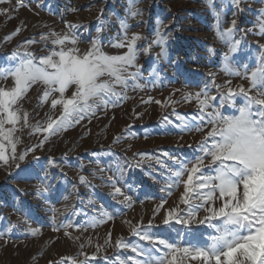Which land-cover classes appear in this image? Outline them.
Listing matches in <instances>:
<instances>
[{"label":"rangeland","instance_id":"obj_1","mask_svg":"<svg viewBox=\"0 0 264 264\" xmlns=\"http://www.w3.org/2000/svg\"><path fill=\"white\" fill-rule=\"evenodd\" d=\"M214 4L213 10L206 0H138L135 8L141 10V15L132 17L129 0L0 2V68L14 63L9 60L14 50L46 54L52 47L50 39L34 44L26 41H40L42 33L70 32L68 24L80 26L74 31L81 52L97 37L102 51L109 55L126 51L113 47L122 36V20L131 26L129 35L136 32L147 38L138 42L145 47L155 38L158 21L166 26L162 30L168 37L166 57L157 59L160 48L156 45L148 54L141 51L137 61L141 75L135 81L139 86L131 82L126 89L117 86V91L126 94L124 99L107 108L99 107L94 115L85 116L47 140L46 133L33 128L37 123L46 126L47 117L55 118L61 108L52 111L50 100L39 101V85L20 101L22 112L28 113V123L25 126L21 120L16 125L13 139H18L17 157L25 152L27 155L23 161L17 159L8 165L0 162V232H5L0 238V264H58L62 257L69 256L82 261L84 254L95 256L90 264H135L138 257L132 247L148 246L147 241L132 233L137 225L179 247L190 246V241L204 243L215 235L214 228L207 224H193L191 228L162 224L167 210L179 203L183 192V184L176 186L172 175L178 167L175 161L194 162V157L203 155L197 144L204 133L195 129L202 127L206 132L211 127L195 98L187 101L182 96L207 86V94L217 97L210 101L207 112L218 109L223 115H239L245 98L237 96L222 104L221 94L227 93L228 87L238 89L243 85L248 89L250 82L244 78L243 65L251 71L264 56V48L260 47L264 45V0H241L238 6L231 0H214ZM215 13H219L222 29L229 27L233 19L237 22L235 39L241 43L238 51L229 55L230 63L224 60L228 44L216 36ZM18 28L20 31L11 35ZM97 28L101 29L99 33ZM208 47L216 50L214 55L209 54ZM229 71H239L240 75H229ZM12 85L10 77L0 79V87ZM250 94L256 95V89ZM149 97L152 99L147 102ZM185 123L190 130L184 128ZM5 144L8 155L10 147ZM139 153L146 154V158ZM49 159L55 163L49 164ZM138 162L140 166H136ZM205 174L213 173L206 170ZM45 176L43 183L48 191L37 196L36 187ZM80 176L86 177L87 183H82ZM114 188H120L122 195ZM125 197L130 199L125 201ZM179 207L183 209L184 205ZM22 209L28 212L27 223ZM199 215L203 217L204 213ZM66 224L72 226L61 227ZM11 225L16 227L6 232ZM29 229L39 232L33 235ZM65 231L70 235L66 236ZM109 233L110 241L105 243ZM118 238L129 246L116 247ZM182 255L178 254L177 264ZM64 264L71 262L65 260ZM152 264H158L156 253ZM183 264L200 262L184 258Z\"/></svg>","mask_w":264,"mask_h":264},{"label":"snow or ice","instance_id":"obj_2","mask_svg":"<svg viewBox=\"0 0 264 264\" xmlns=\"http://www.w3.org/2000/svg\"><path fill=\"white\" fill-rule=\"evenodd\" d=\"M2 2V0H0ZM138 0H129V14L132 17L141 15V10L135 8ZM234 5H239L241 0H231ZM206 3L214 10V0H206ZM216 36L222 42L228 44L229 51L225 53L224 60L230 63L229 55L238 51L240 41L235 39L238 31L235 19L225 29L220 27L219 13H215ZM72 30L65 33H42L40 41L28 40L27 44L47 42L50 39L52 45L44 55H37L32 51L24 50L23 54L13 51L9 57L11 63L6 68H0V79L11 78V87H0V162L8 165L10 161L17 159L23 161L27 153H21L17 157L18 139H13L17 130L16 125L23 120L28 123V113L22 112L20 101L34 85L42 87L38 99L41 103L49 102L51 110L55 111L59 106L60 114L55 118L48 116L46 126L39 123L33 130L44 132L45 140L50 135H55L69 127L79 123L85 116L94 113L103 106L115 105L125 98V93L117 91V86L126 89L130 82L134 86L141 75V66L137 63L138 57L143 51L148 54L152 45L160 48L157 59L167 56V35L163 32L162 21H158L155 38L145 47L139 41L147 38L140 33H131V27L125 21H121L122 36L113 47L126 49L122 54L109 55L102 51L99 37L94 38L91 46L84 52L77 47L78 37L75 29L78 24H68ZM16 29L11 35L19 32ZM101 31L97 28V33ZM261 33L264 34V23L261 24ZM6 37V39H10ZM71 44V47L68 45ZM45 47L48 44L45 43ZM264 48V45L260 46ZM209 54L214 55L216 50L208 47ZM244 78L250 82L246 89L240 85L238 89L228 87L227 93L221 94V103L234 101L237 96L245 98V104L239 108V115H223L218 109L207 112L211 106L210 101L216 100V96L207 94V86L196 93H185L182 99L197 101V106L202 113H206L208 124L211 125L206 132L202 127H196V131L203 132L197 147L201 156L194 157V162L188 160L175 161L178 167L173 172L176 186L183 184V192L179 196V203L167 210L162 224L172 227L180 224L191 228L193 224H207L214 228L215 235L207 242L199 241L190 246L179 247L169 239L162 238L148 231L146 227L137 225L132 227L134 235L142 241H147L148 246L132 247V252L138 259L135 264H152L153 253H156L158 264H177L178 254L182 253L180 264L184 258L199 261L200 264H264V56H261L256 66L249 71L248 65H243ZM131 69H135L132 71ZM211 75V74H210ZM229 75H240L239 71H229ZM230 84L229 82H226ZM219 88V85H216ZM256 89V95L250 91ZM71 90V94L67 93ZM58 94V95H54ZM149 97V101H151ZM160 104V101H156ZM173 103H175L173 101ZM255 109V111H253ZM22 112V115H21ZM47 116V114H46ZM167 117H165V120ZM10 125V127H6ZM185 129L190 130L187 123ZM115 139H119L116 137ZM10 147V154L6 155V144ZM44 141H41V146ZM33 149H29L32 151ZM137 155V154H134ZM146 158V154L139 153ZM167 155V154H165ZM208 158L207 164L205 159ZM33 159H39L33 157ZM175 160V158H173ZM49 159V164H54ZM191 163V167H189ZM136 166H140V162ZM20 169V164L15 163ZM210 171L212 175H206ZM21 171H25L21 169ZM186 174V179H184ZM41 184L36 187V195L48 191L43 181L47 176L41 177ZM82 183H87V178L80 176ZM171 187V186H169ZM114 192L121 194L120 188H114ZM125 201L130 198L125 197ZM184 205L183 209L179 205ZM162 204L157 206L159 211ZM24 212L23 220L28 221V212ZM200 212L204 215L201 217ZM155 215V212H154ZM215 222V223H214ZM71 224L61 225L67 229ZM152 221H149V227ZM16 225H11L6 232H11ZM59 231V228H54ZM35 235L39 229H29ZM5 232H0V238ZM65 235H70L65 231ZM111 234L109 233L110 241ZM116 247H128L122 239L115 241ZM83 245H81V248ZM83 254V253H81ZM85 259L77 261L74 257H62L58 264L70 261L71 264H90L86 254Z\"/></svg>","mask_w":264,"mask_h":264}]
</instances>
